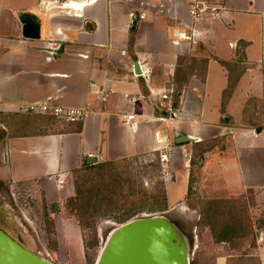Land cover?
<instances>
[{"label": "crops", "instance_id": "0c3cea01", "mask_svg": "<svg viewBox=\"0 0 264 264\" xmlns=\"http://www.w3.org/2000/svg\"><path fill=\"white\" fill-rule=\"evenodd\" d=\"M196 1L221 8L197 17L178 0L141 18L140 0H0V185L31 184L47 205L61 203L88 157L169 149L168 205L187 194L181 162L201 169L206 200H240L264 219V0ZM25 21L37 37L24 35ZM176 30L189 38L176 43ZM48 98L88 114L60 126L17 111ZM178 132L194 140L175 143ZM254 236L264 264V224Z\"/></svg>", "mask_w": 264, "mask_h": 264}, {"label": "rangeland", "instance_id": "374dc122", "mask_svg": "<svg viewBox=\"0 0 264 264\" xmlns=\"http://www.w3.org/2000/svg\"><path fill=\"white\" fill-rule=\"evenodd\" d=\"M58 122L60 126L65 123ZM160 154H166V158H161ZM169 154V149H163L154 154L127 158L125 162L115 165L113 172L126 181L119 180L116 189L111 186L113 200L119 199L121 202L119 209L114 207L110 212L112 215L122 217L130 210L156 208L158 203L153 202H158L164 183L175 180L171 169L174 160ZM178 165L181 174L188 175L190 186L184 199L174 200L163 210L140 212L133 217L160 214L173 222L185 239L190 263L219 264V257L227 255L223 264H260L253 246L256 247L255 231L264 224L262 214L244 207L243 201L236 200L231 210L241 212L245 228L243 237L232 242H215L210 230L202 223L201 210L208 195L203 191L202 171L197 165H192L190 172L183 163ZM111 167H107L108 170L99 167L100 170L96 168L84 176V179L87 178L86 186L95 184V173H104L106 178ZM75 216L77 209L73 210L66 200L47 205L34 185L23 184L13 189L10 185H0V229L26 249L56 264H94L107 233L120 224L109 215L101 214L92 217L91 228L80 227ZM223 216L224 213L221 214ZM93 229L97 231V256H90L93 250L88 251L84 246Z\"/></svg>", "mask_w": 264, "mask_h": 264}, {"label": "water", "instance_id": "95a60500", "mask_svg": "<svg viewBox=\"0 0 264 264\" xmlns=\"http://www.w3.org/2000/svg\"><path fill=\"white\" fill-rule=\"evenodd\" d=\"M24 35L38 36L30 21L24 22ZM134 72L140 74L138 61ZM194 138L178 132L175 143L192 142ZM95 158L86 159L93 164ZM94 264H190L183 235L175 224L160 214L130 218L111 228ZM0 264H56L26 249L0 229Z\"/></svg>", "mask_w": 264, "mask_h": 264}, {"label": "trees", "instance_id": "16d2710c", "mask_svg": "<svg viewBox=\"0 0 264 264\" xmlns=\"http://www.w3.org/2000/svg\"><path fill=\"white\" fill-rule=\"evenodd\" d=\"M129 45H132V43L130 42ZM232 87V84H229L228 88L224 92V98L229 96ZM172 105L173 107H176L177 100L174 101ZM126 159L127 158H120L97 162L94 164L84 165L80 169L74 171V194L65 200L66 202H69V205L73 210L77 209V217L75 216V218L77 219L79 226L81 225L82 227L91 228L93 226L92 217L94 215H109L111 218H113V220L121 223L132 218L140 212L163 210L167 207V196L163 186L160 190L161 193L158 202H153L158 203L155 205L156 208L130 210V212H126L122 217H116L110 213L114 207H118L119 209V206L121 205L119 199L113 200L111 194L112 192L110 193V191L119 187V180L126 181L124 178H121L119 175L115 174L113 170L116 169L115 165L125 162ZM99 167L101 170H108L107 167H111L107 177L105 178L104 173L101 175L95 173V184L91 183V185L86 186L85 183H87V178L84 179V176H87V174L96 168L99 169ZM111 186H114V188L112 189ZM188 189H190L189 185ZM235 201L236 200L233 199L225 201L206 200L203 203L201 210L202 223L209 228L212 239L217 243L222 241L232 242L234 239L243 237L245 228L242 223L241 212H238L237 210H231ZM223 213L224 216L221 217V214ZM96 232L97 231L95 229L91 230L88 240L85 241L84 244L86 250H93L90 256H94V254L97 256L98 253V238ZM190 264H194V261H192Z\"/></svg>", "mask_w": 264, "mask_h": 264}, {"label": "built area", "instance_id": "2783aa9c", "mask_svg": "<svg viewBox=\"0 0 264 264\" xmlns=\"http://www.w3.org/2000/svg\"><path fill=\"white\" fill-rule=\"evenodd\" d=\"M178 0H140V17H145L146 9L151 7L153 9H156L160 12L163 11H170L171 8H175L176 3ZM189 4V12L193 16L199 17L203 12L210 9L211 12H215L221 7L219 6H208L205 5L202 2L196 1V0H187ZM174 40L176 43L180 39H188L189 35L186 34L185 31H179L176 30L173 32ZM150 72L149 68H145L144 71L141 72V74L144 76L148 75ZM17 111L19 112H31V113H50L54 116L60 118L64 121H75V120H83L86 118L88 112L84 108H78V107H70V106H64L61 104L55 103L52 98H48L46 100H43L41 102H31V103H22L19 104L17 107ZM135 118L134 114H124L123 115V122L128 124L130 127L135 128L136 121L133 119ZM157 140L159 134L157 133ZM161 158H166V154H160Z\"/></svg>", "mask_w": 264, "mask_h": 264}, {"label": "bare ground", "instance_id": "6f19581e", "mask_svg": "<svg viewBox=\"0 0 264 264\" xmlns=\"http://www.w3.org/2000/svg\"><path fill=\"white\" fill-rule=\"evenodd\" d=\"M149 216H150V215H149ZM119 225H120V224H118V225H116V226H114V227H118ZM114 227H113V228H114ZM103 246H104V243L102 244V246H101V248H100V250H99L98 256H99L100 252H103V250H104V247H103ZM98 256H97V257H98ZM97 260H98V259H97ZM95 261H96V260H95ZM61 264H66V263H61Z\"/></svg>", "mask_w": 264, "mask_h": 264}]
</instances>
